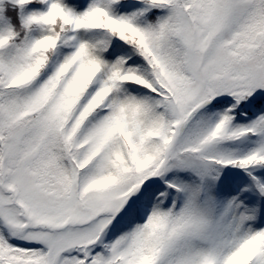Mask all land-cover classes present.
<instances>
[{"label": "snow or ice", "instance_id": "snow-or-ice-1", "mask_svg": "<svg viewBox=\"0 0 264 264\" xmlns=\"http://www.w3.org/2000/svg\"><path fill=\"white\" fill-rule=\"evenodd\" d=\"M0 264H264V0H0Z\"/></svg>", "mask_w": 264, "mask_h": 264}]
</instances>
